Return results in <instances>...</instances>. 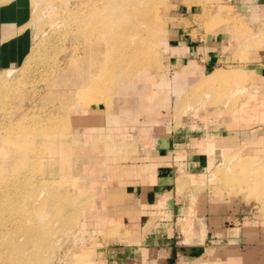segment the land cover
Masks as SVG:
<instances>
[{
	"label": "rangeland",
	"instance_id": "rangeland-1",
	"mask_svg": "<svg viewBox=\"0 0 264 264\" xmlns=\"http://www.w3.org/2000/svg\"><path fill=\"white\" fill-rule=\"evenodd\" d=\"M124 3L34 0L32 52L22 67L0 76V264L101 263L102 245L119 231L118 226L109 229L106 221L97 223L106 216L98 204L110 193L109 184L98 175L100 160L88 151L103 156L107 137H91L88 149L82 118L104 114L111 124L121 108L143 105L146 96L159 106L175 103L176 95L167 94V76L191 69L169 60L167 46L181 24L197 40L222 29L228 33V21L239 34H254L242 18L228 20V0H136L129 12ZM96 4L100 23L84 24L86 11ZM249 46L239 48L238 54H246ZM241 69L223 63L195 92L186 82L181 103L197 112L216 109L214 120L222 119L221 108L228 114V107L256 89L250 87L258 79L247 70L243 72L249 75L241 77L236 72ZM190 109L185 110L188 115ZM129 129L135 128L124 131ZM249 132L244 135L249 142L217 152L216 168L200 186L201 199L211 194L247 216L228 222V227L243 220L255 225L264 218V154L252 141L264 131ZM212 184L213 193L208 191ZM44 188L46 193L37 195ZM51 192L62 194L61 202L55 203Z\"/></svg>",
	"mask_w": 264,
	"mask_h": 264
},
{
	"label": "crops",
	"instance_id": "crops-1",
	"mask_svg": "<svg viewBox=\"0 0 264 264\" xmlns=\"http://www.w3.org/2000/svg\"><path fill=\"white\" fill-rule=\"evenodd\" d=\"M228 1H232L228 20L242 18L254 34H239L228 21V33L222 29L197 40L184 24L179 25L167 46L169 60L191 69L167 76V94L176 95L175 103L159 106L157 100L146 96L143 105L125 106L117 117H109L111 124H106L104 114L103 118L90 119L88 114L82 118L88 149L91 137L104 133L103 139H108L103 156L101 151L97 156L88 151L90 157L100 160L98 175L109 184L110 193L98 204L106 216L97 223L106 221L109 229L118 226L119 231L99 247L104 253L99 264H264V218L255 225L243 220L228 227V222L247 216L211 194L200 198L201 184L216 168L217 164L212 168L213 161H219L217 152L223 154L249 142L244 135L250 129L264 131V40L260 41L264 36V0ZM33 3L0 0V76L22 67L32 52ZM247 44L246 54H238ZM226 62L242 66L236 71L241 77L249 75L244 70L255 75L258 80L248 87L256 89L228 107V114L226 107L221 108L224 115L217 121L216 109L197 112L192 104L190 109L181 103L186 82L195 92L206 75ZM196 106L203 109L201 103ZM188 109L191 115L185 112ZM155 112L164 119L154 118ZM112 127L116 131H107ZM132 127L135 129L124 131ZM222 127L225 133H221ZM252 141L257 152L264 154V134ZM209 190L213 193L215 185ZM212 195L215 198L216 193Z\"/></svg>",
	"mask_w": 264,
	"mask_h": 264
},
{
	"label": "bare ground",
	"instance_id": "bare-ground-1",
	"mask_svg": "<svg viewBox=\"0 0 264 264\" xmlns=\"http://www.w3.org/2000/svg\"><path fill=\"white\" fill-rule=\"evenodd\" d=\"M95 4V3H94ZM93 4V5H94ZM36 6H37V3H36ZM100 6V5H99ZM99 6L97 7V4L94 6V7H92L89 11H86V15H87V18L85 19L86 21V23H84L82 20H81V22H83L84 24H94L95 25V23H100V9H99ZM124 9L127 11V12H129L130 10H132V9H135L136 8V0H125V3H124ZM38 7V6H37ZM36 8V7H35ZM136 11V10H135ZM120 12V11H119ZM75 13V12H74ZM73 13V14H74ZM97 13V14H96ZM94 14H96L95 15V17L93 16ZM71 15H72V13H71ZM124 15V14H123ZM120 17V16H119ZM73 18V17H72ZM87 19H90V20H88L87 21ZM123 19V18H122ZM119 20V19H118ZM74 22V21H73ZM80 22V23H81ZM122 22V21H121ZM83 32H85V31H83ZM82 32V33H83ZM81 34V33H80ZM86 35V34H85ZM84 35V36H85ZM85 38V37H84ZM87 38V37H86ZM88 39V38H87ZM92 61L95 63L96 61H98L97 60V58H96V56L95 57H93V59H92ZM20 129V128H19ZM42 132H44V130L42 131ZM53 133V132H52ZM9 134V133H8ZM7 141V140H6ZM46 149V148H45ZM43 151V150H42ZM41 151V152H42ZM0 152H1V154L2 153H4L3 151H2V149H0ZM46 152V151H45ZM10 156V155H9ZM7 160V159H6ZM35 164V163H34ZM28 165H26L25 166V168L27 167ZM24 169H22V171H23ZM38 171V170H37ZM21 172V171H20ZM20 172H18V173H20ZM49 172V171H48ZM17 173V174H18ZM38 174V173H37ZM5 181V180H4ZM28 188V187H27ZM50 189V188H49ZM49 189H47V190H49ZM64 190V189H63ZM28 191V190H27ZM39 191L42 193V194H44V192L46 193V190H45V188L44 189H38V193H37V195L38 194H40L39 193ZM62 191V190H61ZM48 194V193H47ZM36 195V196H37ZM13 196V195H12ZM18 196V195H17ZM43 196V195H42ZM52 198H54V201H55V203H57V201L58 202H61V196H62V194H59V193H53V192H51V195H50ZM16 197V196H15ZM15 197H13V198H15ZM29 198V197H28ZM36 198V197H35ZM32 199V198H31ZM43 199V198H42ZM26 202V201H25ZM59 204V203H58ZM23 205V204H22ZM51 211V210H50ZM29 213V212H28ZM24 214V213H23ZM50 214V213H49ZM30 215V214H29ZM36 223V222H35ZM9 224V223H8ZM8 226V225H7ZM3 236V235H2ZM3 244V243H2ZM16 245V244H15ZM26 245V244H25ZM21 248V247H20ZM15 254V253H14ZM22 256V255H21Z\"/></svg>",
	"mask_w": 264,
	"mask_h": 264
}]
</instances>
